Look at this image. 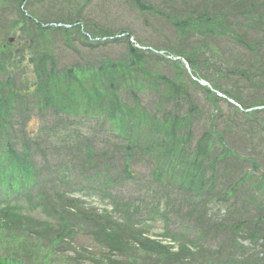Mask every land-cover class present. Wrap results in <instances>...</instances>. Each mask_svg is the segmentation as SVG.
Returning <instances> with one entry per match:
<instances>
[{
    "label": "rangeland",
    "instance_id": "374dc122",
    "mask_svg": "<svg viewBox=\"0 0 264 264\" xmlns=\"http://www.w3.org/2000/svg\"><path fill=\"white\" fill-rule=\"evenodd\" d=\"M142 1L149 4L154 12L138 11L132 0H48L42 4L35 3L31 15L44 23L70 24L78 16V22L90 34L91 39L85 41L93 43L94 47L81 42L71 44L61 32L49 34V39L39 43L31 39V44L36 49L40 43L44 46L51 43L58 69L78 65V70L84 71L88 77L99 68L109 70L114 66L115 69H124L131 62L124 41L98 43L93 38L125 31L141 45L167 51L179 50V38L168 18L201 13L200 10L209 13L220 10L227 11V23L232 28L236 25L249 43H257L256 52L248 55L244 48L226 44L228 38L216 40L221 33L218 30L205 39L208 45L205 56L197 52L195 58L199 72H195L207 75L210 82L229 90L227 70L242 64L246 66L256 58L263 66L264 9L259 13L257 24L250 23L249 18L245 20L244 11L245 7H250L249 0ZM0 4L3 6L0 7V45L12 37L14 46L20 47L22 24L10 6L4 5L3 1ZM229 6L231 10H227ZM27 13L30 14L29 10ZM190 41L182 43L183 50L193 48L194 39ZM202 41L197 37L199 51L202 50ZM25 57L28 58L27 54ZM25 64L23 61V79L33 83V72ZM141 65L147 73L157 70L168 77L177 73L181 80L187 79L182 71L176 72L150 53L142 58ZM261 65H255L254 70H259L257 66L262 68ZM263 79L264 73L250 80L260 86L264 85ZM120 84H128V81ZM234 84L238 88H248L243 81L242 86L237 85L238 80ZM145 85L142 87L144 90L137 93L139 107L133 106L131 96L125 90L119 94L127 116L136 124L134 132H127L131 139L124 137L117 127L104 119L96 120L79 114L66 122L58 116L45 114L31 116L26 129L28 142L25 136L18 135L13 139L21 156L18 163L10 160L4 143H0V198L12 196L14 200L21 193L25 197L16 206L23 208L26 218L34 223L42 222L40 226L53 224L52 231L44 232L26 230L14 224L6 227L9 230L0 227V262L90 264L87 258L97 256L99 250L93 245L90 235L97 228L78 218L69 220L74 226L72 235L53 244L55 234L59 233L54 214H69L67 210L61 211L66 204L58 199L57 190L67 192L64 197L69 200L76 196L82 199L85 202L82 208L87 211L105 213V209L109 212L113 209L118 212L115 213L118 222L111 224V228L122 241L131 243L124 246L128 247L123 251L124 255L130 256L128 260L121 257L125 264H129L132 258L137 264L159 262V256L140 246L144 245L140 238L147 236L164 244H174V252L180 247L194 252L197 254L193 257L195 264H251L256 256L264 258V188L260 192L255 187L258 181L264 185V110L259 114L251 112L241 116L224 102L215 104L209 94L195 85L190 87L192 106L183 101L168 102L161 95L162 88H150L149 82ZM87 91L90 95L99 96L104 88H87ZM242 91L245 92L243 98H247L248 92ZM254 92L252 96L264 97V91ZM140 108L144 110L140 111ZM125 111L123 117L127 119ZM169 111H176L181 116L192 113L188 116L190 125L184 131L190 130L191 140L190 144L182 146L171 140L168 143L172 145H167L160 152L150 145L153 118ZM11 116L21 117L17 107L11 108ZM208 131L214 134V139L207 161L201 166L209 172V165L214 164L217 170L210 200L208 175L201 180L190 179L189 183L184 176L185 162H189L188 155L195 141ZM180 138L181 135L176 140ZM174 145L176 150L172 148ZM228 148L233 150V154L221 153L222 149ZM232 187L236 188L235 192H231ZM75 188L77 191L73 192ZM21 189L23 191L19 192ZM228 191L231 196L225 200L223 213L211 216L209 212L217 209L216 197H222ZM124 211L127 212V221H124L123 213L121 216ZM134 221H138L137 227ZM185 259L184 264L189 261L187 256Z\"/></svg>",
    "mask_w": 264,
    "mask_h": 264
},
{
    "label": "trees",
    "instance_id": "16d2710c",
    "mask_svg": "<svg viewBox=\"0 0 264 264\" xmlns=\"http://www.w3.org/2000/svg\"><path fill=\"white\" fill-rule=\"evenodd\" d=\"M9 4L12 8L15 9L17 16L19 17L20 21H24L29 23L30 26L34 27V30H32L30 27L29 29H26L23 25L21 29V33L23 36L28 37L29 39L40 38L41 40H44L46 38L47 31L50 32V30H56V31H63L64 33H67L69 31L62 30V29H56V28H49L48 30L40 28L38 25L34 24L33 21L30 19L24 17L21 13L20 6L25 0H9ZM32 1H37L39 3H43L47 0H27L26 4L31 5ZM238 1V0H237ZM250 1V7H245L244 11L246 12L245 20L249 18V22L256 25L257 22L260 19V11L264 9V0H249ZM137 7L140 10H148L151 8V10L154 12L153 8L148 6L147 3H136ZM227 10H231V7H229ZM201 13L196 14H182L179 16L173 15L172 18H168V20L171 22V25L177 34L180 44L183 42H190V40L196 39L197 37H201L203 41L207 37L213 36L217 33L218 30L222 31V36H224V32L226 30H229L232 28L227 23V18L229 14L226 12H221L220 10L214 11L212 13H209L207 10H200ZM78 20V18H77ZM27 27V26H26ZM216 28H218L216 30ZM255 27L251 28L254 29ZM236 33H238L235 36V39L237 42H245L246 44L243 47L246 52L250 55H254L256 45H253L252 47L247 43L245 40H243L240 35L243 36L241 32V28L237 27L235 25L234 28ZM81 40L83 41L82 35H79ZM185 38V39H184ZM190 39V40H189ZM195 41V40H194ZM84 43H86V46L93 47L92 43H88L84 40ZM205 48L208 49V45H204ZM40 49V50H39ZM37 52L38 56L35 60V67L34 72L36 75V81L32 85H28L27 81H24L22 76L18 74V70L16 69V63L13 62L14 53L10 51L8 48L0 49V143H4V148L7 151V154L11 161L14 163H18V159L21 158L17 153H15V143L14 138L18 135L25 136L24 134V121L17 122L18 117L11 116V108L13 106L18 108V112L20 116H22V112L26 109H29L32 105L27 102L28 94L31 93V96L34 95L36 100L40 103H43L46 106H51L54 110L61 111V106H58L56 104V97H59L60 92H69L70 84H71V77L75 79V76L71 73L70 69L65 70V72L61 73V70H57L55 67V58L53 54L51 53V48L49 46H37ZM129 57L139 64L141 59L139 58L140 54L132 48L129 47L128 50ZM241 62V61H240ZM239 62V63H240ZM261 65L259 59H254L253 61H250L246 66L245 64L238 65L233 70H230L229 73H227V80L230 82L231 87L234 84V81L238 80V86H242V81L244 82V85H246L248 88V98H243L240 94L241 89L238 87L235 90V93L232 94L231 92H224L227 96L231 97L233 100H235L237 103H239L243 108H250L253 106H259L264 104V98H260L258 96H252L255 92L254 90H262L264 85L258 86L257 84H252L251 78L256 77L258 74L264 73V63L262 68H257L259 70H254L255 65ZM111 69L102 71L101 70V79H98L95 81V76L89 77V86L88 88H95L96 82H104L106 81L105 85V91H106V99H103V103L107 106H116L118 107V98L115 94L114 89V73H111ZM126 70V75L128 76H136L138 72L132 71L129 66L124 68ZM135 72V74H134ZM117 71L115 72V77L117 76ZM117 78V77H116ZM153 79L156 82H159L165 89H168L169 92H178V89L180 88V85L175 84L172 80H169L164 75H155ZM231 81H233L231 83ZM117 82V80H116ZM240 84V85H239ZM264 84V79H263ZM251 87V88H249ZM24 88H34L32 92L34 94ZM234 88V87H232ZM87 91H84L86 93ZM88 96H90V93H86ZM216 99V97L214 98ZM261 99V100H260ZM168 121L165 123V128L162 133L163 139H171L175 140L176 135L183 131V124H185L188 120L187 118H183L176 113H170L167 117ZM187 127V125H185ZM182 128V129H181ZM190 138V132H187L186 134V140L185 142ZM212 135L209 132H205L202 134V136L198 139L196 147L194 148L193 152V158L192 162L189 164V167L198 172L197 175L201 176V163L207 158L208 151L212 147L211 139ZM162 142L160 141V144L154 143L153 146L158 150H164L166 149V146L169 145L168 142ZM168 143V144H167ZM172 145V144H171ZM169 145V146H171ZM173 150H176V146H172ZM213 168V167H212ZM191 177V175L189 174ZM264 177V176H262ZM264 188V185H263ZM67 203L70 205L68 206L69 211L68 215L66 216H56L54 215L53 220L55 221L57 227L59 228V233L55 234V237L53 238L54 242L53 244H57V242L65 241L66 238L70 237L73 231V224H70L69 220L72 218L71 215L75 218L83 219L87 222H92V224L97 228L92 231V242L93 245L96 247V249L99 250L97 256L95 257L90 256V258H87V260L90 261V264H125L121 260L122 258L129 259L130 256H125L123 251H126L128 249L124 248L125 245H131L130 242H124L122 241L118 235H116L113 232V228L108 227L107 224H104L103 222L99 221L103 214L98 213H90L89 211H83V209H79L76 207V204H73L71 200H67ZM71 210H73L71 212ZM107 211V210H105ZM72 213V214H71ZM109 213L105 212V218H107ZM112 218L110 217V220ZM115 225L117 224L116 221H112ZM11 224H14L18 226L19 228H26L27 229H34L39 230L43 229L44 231H52L53 230V224L50 226H40L42 222L36 221L35 223L32 222L31 219H28L25 217V213L22 211L19 207L14 206H1L0 207V227H4L5 230H9L6 227L10 228ZM70 224V225H69ZM40 226V227H39ZM42 230V232H44ZM253 235H251L252 238ZM145 245H140L143 250L151 251L152 253L159 256V262L157 264H184V257L187 256L190 258L191 262H193V257H195L197 254L194 252L186 249L181 248L176 253H171L169 247L162 245L160 242L155 240L147 241L145 240ZM241 247V246H240ZM94 257V258H93ZM131 262L129 264H137L135 259H130ZM191 262H188V264H191ZM264 264V258L263 256L261 258H258L257 256L255 258H252L251 264ZM0 264H6L3 262H0ZM7 264H11L10 262H7ZM139 264V263H138Z\"/></svg>",
    "mask_w": 264,
    "mask_h": 264
},
{
    "label": "water",
    "instance_id": "95a60500",
    "mask_svg": "<svg viewBox=\"0 0 264 264\" xmlns=\"http://www.w3.org/2000/svg\"><path fill=\"white\" fill-rule=\"evenodd\" d=\"M202 83V82H201ZM202 84H204V83H202Z\"/></svg>",
    "mask_w": 264,
    "mask_h": 264
}]
</instances>
